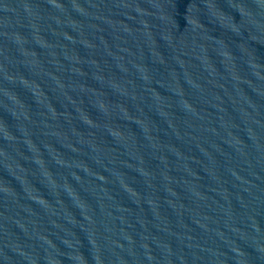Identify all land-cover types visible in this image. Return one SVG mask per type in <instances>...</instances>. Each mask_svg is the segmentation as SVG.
I'll list each match as a JSON object with an SVG mask.
<instances>
[{
	"label": "water",
	"instance_id": "95a60500",
	"mask_svg": "<svg viewBox=\"0 0 264 264\" xmlns=\"http://www.w3.org/2000/svg\"><path fill=\"white\" fill-rule=\"evenodd\" d=\"M0 264H264V0H0Z\"/></svg>",
	"mask_w": 264,
	"mask_h": 264
}]
</instances>
